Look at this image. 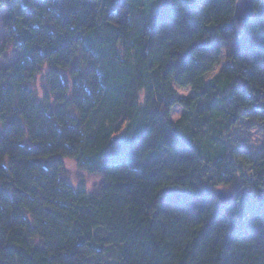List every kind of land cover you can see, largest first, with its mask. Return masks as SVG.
Returning <instances> with one entry per match:
<instances>
[{
    "label": "trees",
    "instance_id": "1",
    "mask_svg": "<svg viewBox=\"0 0 264 264\" xmlns=\"http://www.w3.org/2000/svg\"><path fill=\"white\" fill-rule=\"evenodd\" d=\"M236 3L0 0V264H264V148L232 138L264 125V0Z\"/></svg>",
    "mask_w": 264,
    "mask_h": 264
},
{
    "label": "rangeland",
    "instance_id": "2",
    "mask_svg": "<svg viewBox=\"0 0 264 264\" xmlns=\"http://www.w3.org/2000/svg\"><path fill=\"white\" fill-rule=\"evenodd\" d=\"M5 17H6V10L5 9L0 10V28L3 27ZM7 55L10 56V53H8ZM5 63L6 61L1 60L0 67L5 66ZM216 69H219V67L217 66ZM38 86L41 88V90H43V85L40 79L38 80ZM179 94L188 95L189 91L179 90ZM180 113H181L180 109L177 108L174 111V115H173L174 118L177 119ZM246 125H247L246 120H240L233 130L232 138L237 140L239 139L243 143V146L248 150H251L252 152H256L263 149L264 125H259L257 127L254 126L251 129H246ZM66 166H67L66 179L75 185L85 184L92 188L99 181V178L97 176H93L84 171L79 170L74 160H66Z\"/></svg>",
    "mask_w": 264,
    "mask_h": 264
},
{
    "label": "water",
    "instance_id": "3",
    "mask_svg": "<svg viewBox=\"0 0 264 264\" xmlns=\"http://www.w3.org/2000/svg\"><path fill=\"white\" fill-rule=\"evenodd\" d=\"M255 0H244V11L241 12V6L236 3L235 6V19L238 21L248 22L254 15ZM218 196L222 200H229L233 197L232 192H227L222 189L218 190Z\"/></svg>",
    "mask_w": 264,
    "mask_h": 264
},
{
    "label": "snow or ice",
    "instance_id": "4",
    "mask_svg": "<svg viewBox=\"0 0 264 264\" xmlns=\"http://www.w3.org/2000/svg\"><path fill=\"white\" fill-rule=\"evenodd\" d=\"M237 4L241 6V12L244 11V0H237Z\"/></svg>",
    "mask_w": 264,
    "mask_h": 264
}]
</instances>
